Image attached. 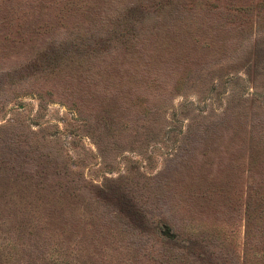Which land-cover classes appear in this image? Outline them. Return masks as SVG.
<instances>
[{"label": "rangeland", "instance_id": "1", "mask_svg": "<svg viewBox=\"0 0 264 264\" xmlns=\"http://www.w3.org/2000/svg\"><path fill=\"white\" fill-rule=\"evenodd\" d=\"M0 264H264V0H0Z\"/></svg>", "mask_w": 264, "mask_h": 264}]
</instances>
